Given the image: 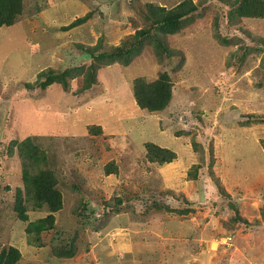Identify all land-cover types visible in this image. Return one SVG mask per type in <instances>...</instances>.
Returning a JSON list of instances; mask_svg holds the SVG:
<instances>
[{"label": "rangeland", "instance_id": "374dc122", "mask_svg": "<svg viewBox=\"0 0 264 264\" xmlns=\"http://www.w3.org/2000/svg\"><path fill=\"white\" fill-rule=\"evenodd\" d=\"M183 1L21 0L0 27V259L14 246V264H264V16L242 14L244 0H190L178 31L154 24L150 5ZM139 29L141 48L100 64L84 90L88 51ZM68 69L67 88L39 85ZM162 72L171 101L141 108L137 79ZM149 142L176 157L152 161ZM41 169L63 208L37 235L50 209L26 185Z\"/></svg>", "mask_w": 264, "mask_h": 264}, {"label": "trees", "instance_id": "16d2710c", "mask_svg": "<svg viewBox=\"0 0 264 264\" xmlns=\"http://www.w3.org/2000/svg\"><path fill=\"white\" fill-rule=\"evenodd\" d=\"M151 8L155 14L154 24L160 26L166 33H175L180 29L185 16L196 10L197 7L190 0H185L170 10L153 4L150 5ZM238 10H241L242 14L250 16H264V0H244ZM22 11L21 0H0V27L14 24L22 15ZM145 35L146 30L139 29L136 34L132 35L134 39L123 40L120 47H113L110 51H105L104 53L94 52L92 49L89 50L87 55L93 60V63L90 65L89 76L85 80L86 85L83 89L88 90L96 83L97 69L100 64L106 62V60L112 63L115 60L122 59V57H125L126 60L129 59L134 52L141 48ZM94 59L96 60L95 63ZM70 75V69L62 73H56L52 70L49 72L45 71L42 76H46V79L41 80L39 85L46 87L48 84L58 80L66 87L67 78ZM134 96L141 108L151 111L165 109L172 98V83L169 73L162 72L157 79L152 81L138 78L134 86ZM146 146L148 148V156L152 161L168 162L176 157V153L167 147H162L152 142L147 143ZM36 155L32 154V156ZM112 172H116V168L108 166L107 173ZM27 180L28 193L39 204L46 203L50 209L49 214L39 218L29 226L28 231L30 233L34 230L37 235H40L43 231L51 229L54 226L56 213L63 208V197L61 191L57 188L55 173L50 169H41L39 172L29 176ZM238 218H241L243 221L247 220L240 216ZM2 251L0 264H14L20 256L19 249L14 246H10L8 250L3 249ZM5 255L6 257H4Z\"/></svg>", "mask_w": 264, "mask_h": 264}]
</instances>
